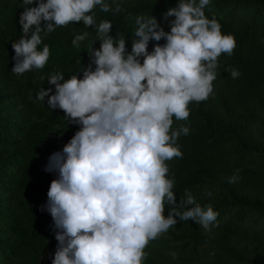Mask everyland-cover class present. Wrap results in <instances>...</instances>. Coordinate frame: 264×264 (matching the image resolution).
<instances>
[{"label": "clouds", "instance_id": "9594fccd", "mask_svg": "<svg viewBox=\"0 0 264 264\" xmlns=\"http://www.w3.org/2000/svg\"><path fill=\"white\" fill-rule=\"evenodd\" d=\"M33 2L22 0L25 6ZM209 2L178 0L165 13L173 18L169 31L153 16L137 17L130 52L122 36L114 40L109 35L110 20L96 22L97 6L115 14L123 11L120 4L35 0L20 13L22 35L11 44L16 75L45 67L50 49L47 44L39 49L41 34L56 27L82 21L86 28L95 27L100 41L99 48L91 46L94 40L87 47L90 62L82 77L65 79L53 72L48 83L55 91L40 89L36 95L41 101L47 96L51 109L59 108L79 126L45 166L58 173L41 207L56 230L51 264H143L149 242L175 226L177 218L191 219L206 231L218 226V212L198 203L190 190L176 203L166 163L182 158L177 139L189 133L184 125L173 130V117L187 120L188 105L209 98L218 57L232 55L236 47L234 35L222 33L219 21L205 15ZM87 36L76 34L72 45L79 48ZM150 41L157 42L151 51ZM229 71L233 78L240 75ZM238 172L230 183L239 179Z\"/></svg>", "mask_w": 264, "mask_h": 264}, {"label": "trees", "instance_id": "16d2710c", "mask_svg": "<svg viewBox=\"0 0 264 264\" xmlns=\"http://www.w3.org/2000/svg\"><path fill=\"white\" fill-rule=\"evenodd\" d=\"M112 8L120 4V13L95 9L96 22L110 20L109 35L121 36L126 48L137 27V17L153 16L165 31V17L178 0H105ZM199 0H197V3ZM22 0H0V264H51L57 241L50 214L41 207L47 202V190L58 173L45 171L49 156L61 151L78 125L70 123L59 108L51 109L36 98L40 89H52L48 77L59 72L65 79L90 62L87 47L99 48L95 27L81 22L56 27L42 33L50 57L42 69L21 75L13 73L14 50L11 44L22 35ZM205 15L215 17L224 34H233L236 47L232 55L218 57L213 93L206 101L188 105L187 120L173 117L172 129L189 128L177 144L182 158L166 161L168 177L174 179V195L179 204L185 189L202 206L211 204L218 212V226L206 231L193 220H179L168 229L180 254L174 264H192L215 249L213 264H264V152L251 141L247 127H253L264 113V0H210ZM44 22H41L43 27ZM88 32L79 48L71 41L76 34ZM156 41H150L151 51ZM159 43L163 44L162 39ZM95 65H93V68ZM229 69L240 75L233 78ZM228 123V124H224ZM240 123V124H238ZM60 128L66 130L58 135ZM239 179L230 183L237 174ZM31 191L24 193L26 188ZM208 193H211L209 195ZM165 205L164 215H168Z\"/></svg>", "mask_w": 264, "mask_h": 264}, {"label": "rangeland", "instance_id": "374dc122", "mask_svg": "<svg viewBox=\"0 0 264 264\" xmlns=\"http://www.w3.org/2000/svg\"><path fill=\"white\" fill-rule=\"evenodd\" d=\"M228 124V123H224ZM240 124V123H238ZM66 128H60L58 135L63 133ZM247 132L250 135L251 141L257 147L260 152H264V113H262L253 127H247ZM31 189L28 187L24 190L25 194H28ZM180 248L174 246L171 235L168 232L163 233L157 239L150 241L148 246L145 248L147 253L143 264H174V259L180 254ZM207 254L200 260L192 264H213L215 263V249L210 244L206 245ZM175 253V258L171 253Z\"/></svg>", "mask_w": 264, "mask_h": 264}]
</instances>
